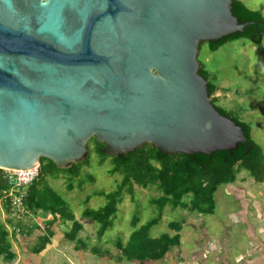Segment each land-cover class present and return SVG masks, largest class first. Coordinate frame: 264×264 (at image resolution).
Instances as JSON below:
<instances>
[{
    "label": "water",
    "instance_id": "1",
    "mask_svg": "<svg viewBox=\"0 0 264 264\" xmlns=\"http://www.w3.org/2000/svg\"><path fill=\"white\" fill-rule=\"evenodd\" d=\"M232 0H0V170L68 169L150 144L210 155L245 143L212 104L199 48L253 25Z\"/></svg>",
    "mask_w": 264,
    "mask_h": 264
},
{
    "label": "rangeland",
    "instance_id": "2",
    "mask_svg": "<svg viewBox=\"0 0 264 264\" xmlns=\"http://www.w3.org/2000/svg\"><path fill=\"white\" fill-rule=\"evenodd\" d=\"M239 1L250 10L261 11L264 16V0ZM197 59L216 78L218 91L213 97L218 99L217 105L250 124L251 137L264 153V36L259 44L240 38L228 41L214 51L207 42L202 43ZM90 149L93 151V144H90ZM100 159L99 154L92 152L89 164L81 167L78 177L71 180L62 171L56 179L53 175L58 171H46L44 184L65 201L75 220L82 225L77 237L82 243L67 241L65 234L71 229L70 222L56 221V233L51 239L59 249L55 251L56 248L48 247L53 252L48 251L36 264H81L79 255L82 264H141L120 260L115 244L119 241L126 244L136 229L157 217L158 209L152 201L162 194L154 187L144 190L137 186L133 196L124 192L112 227L99 239L100 225L82 213L86 209L104 207L106 198L95 194L112 193L121 182L120 175L109 174L112 168L110 160L101 163ZM260 176H263V181L257 182L248 171L240 170L233 184L220 186L214 194L212 215L199 214L189 207H166L159 223L150 229V237L175 235L169 225L178 222L181 227L180 245L173 247L163 260L142 264H254L255 260L264 257V172ZM6 198L0 199V223L9 232L15 257L12 261L0 260V264H22L28 260L29 254L20 249L17 237L33 226L32 232L27 234L30 236L28 241L38 244L39 236L47 230L46 223L53 217L30 212L11 214L7 210ZM96 248L98 252L108 251V255L94 254ZM259 251L260 254H256ZM255 255L258 256L254 258ZM263 262L264 258L261 264Z\"/></svg>",
    "mask_w": 264,
    "mask_h": 264
},
{
    "label": "trees",
    "instance_id": "3",
    "mask_svg": "<svg viewBox=\"0 0 264 264\" xmlns=\"http://www.w3.org/2000/svg\"><path fill=\"white\" fill-rule=\"evenodd\" d=\"M232 15L242 22H252L253 25L244 29L243 33L233 34L218 42H208L211 50H217L228 41L240 38L249 39L255 44L261 42L264 36V16L261 11L248 9L239 0H232ZM200 63L198 73L207 81V90L212 104L217 111L231 118L237 125L241 126L245 133L246 141L241 143L232 151H217L210 155H181L162 154L157 148L145 144L135 151L120 155L108 156L104 153V145L91 139L87 144L88 156L81 162L74 164L68 169H59L52 161L41 159L38 177L25 189L23 204L27 212L51 215L53 220L48 221L47 234L41 235L36 252L42 251L50 243L53 231L50 227L56 222H70L71 229L66 233L67 241L77 240L82 225L75 220L74 215L68 210L65 201L45 182V173L58 171L53 175L56 179L59 171L71 178L79 175L80 168L89 164L92 152L101 156V163L110 160L112 168L110 175H120L121 182L117 189L109 194L98 192L95 195L106 198L107 203L99 210L86 209L82 215L100 225L97 232L98 238L112 227L113 219L118 211V205L122 203L124 192L133 196L134 187L144 190L154 187L161 193L158 199L152 201L157 207V217L136 229L129 237L126 244L117 242L115 247L119 251V259L127 262L160 261L163 260L173 247L180 245L181 227L178 222L171 223L170 229L175 232L171 236L163 234L158 238L150 237V229L160 221L163 210L166 207L171 209L190 208L202 215H212L215 209L214 194L220 186L233 184L236 181L240 170H246L257 181L262 182L264 172V153L251 137L250 124L242 121L238 116L217 105V98L213 96L218 91L215 83L216 78ZM93 144V151L90 149ZM51 175V174H50ZM69 188L70 185H69ZM11 190L5 175L0 170V199L6 197ZM7 199V198H6ZM89 200V197L87 198ZM7 208L9 209V201ZM135 225L137 224L134 221ZM28 234L30 231H26ZM22 233L25 234V231ZM85 247V244H82ZM96 248L93 253L98 256L108 255V251L98 252ZM15 255L11 251L9 232L0 223V260L12 261Z\"/></svg>",
    "mask_w": 264,
    "mask_h": 264
},
{
    "label": "built area",
    "instance_id": "4",
    "mask_svg": "<svg viewBox=\"0 0 264 264\" xmlns=\"http://www.w3.org/2000/svg\"><path fill=\"white\" fill-rule=\"evenodd\" d=\"M39 167L28 171H5L6 179L11 186L6 195L11 214L27 213L23 204L24 191L38 177ZM17 232L19 233V230Z\"/></svg>",
    "mask_w": 264,
    "mask_h": 264
},
{
    "label": "crops",
    "instance_id": "5",
    "mask_svg": "<svg viewBox=\"0 0 264 264\" xmlns=\"http://www.w3.org/2000/svg\"><path fill=\"white\" fill-rule=\"evenodd\" d=\"M7 210H8V208H7ZM55 224L56 223H54L51 227H50V230L51 231H53V235L56 233L55 231H54V227H55ZM38 226V225H37ZM37 226L35 227L36 229H37ZM33 227V226H32ZM32 227H30V228H28V230L27 231H30V233L32 232ZM58 228V227H57ZM29 233V234H30ZM23 235H20V236H18L17 237V240H19V244H20V249H22L23 251H25V253H28L29 254V256H28V260L27 261H25L24 260V262H22V264H32V263H34V264H36V263H40L41 262V260L43 259V257H45L49 252L48 251H51V253L53 252L51 249H49L48 247H53V248H56V250L55 251H57L59 248H58V246H55L54 245V242H52L53 240L51 239L50 240V243L49 244H47L46 246H45V248L42 250V251H40V252H36L37 251V248H38V244L36 243H34V244H30L29 242L30 241H28V239H29V237L27 236V234H28V232H26L25 234L24 233H22ZM28 234V235H29ZM43 234H47V230L44 232V233H42L41 235H43ZM40 235V236H41ZM53 235H52V237H53ZM66 235V234H65ZM39 236V237H40ZM51 237V238H52ZM38 241H39V239H38ZM11 244V243H10ZM15 247V246H14ZM17 249V248H16ZM59 252L60 253H63L61 250H59ZM256 254H260V251L259 252H257ZM256 256H258V255H255L254 256V258L256 257ZM79 257V259H80V263L82 264V262H81V256L79 255L78 256ZM262 258H264V257H261L260 259H257V260H255L254 261V264H261L262 263ZM2 261H4V260H2ZM5 262V261H4ZM264 263V262H263Z\"/></svg>",
    "mask_w": 264,
    "mask_h": 264
}]
</instances>
